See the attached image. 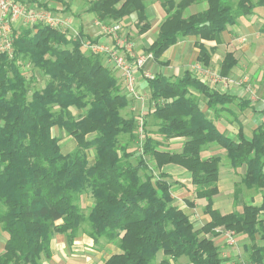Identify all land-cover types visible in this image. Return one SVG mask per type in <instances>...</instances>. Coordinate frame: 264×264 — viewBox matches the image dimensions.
Returning a JSON list of instances; mask_svg holds the SVG:
<instances>
[{
    "label": "trees",
    "instance_id": "obj_1",
    "mask_svg": "<svg viewBox=\"0 0 264 264\" xmlns=\"http://www.w3.org/2000/svg\"><path fill=\"white\" fill-rule=\"evenodd\" d=\"M194 1L163 0L168 15L148 49L154 59L186 36L216 38L254 7L251 0H204L205 10L184 16ZM145 2L96 0L89 10L104 23L135 13L144 22L139 31H144ZM81 40L79 35L72 39L35 24L14 31L12 58L0 53V229L7 235L0 264H41L42 256H50L54 234H65L70 243L85 222L94 242L104 238L117 244L118 252L102 264H180V258L189 264H223L218 246L205 236L217 226L251 239L258 234L261 243L250 247V260L263 263L264 200L260 206L245 204L241 212L220 214L212 208L218 158L200 157L202 146L218 144L226 149L233 168L247 165L246 187L264 188L262 124L251 140L240 137L236 142L199 109L192 90L207 97L209 106L227 102L228 95L211 91L191 71L175 77L157 73L146 79L149 114L158 121L157 133L186 140L180 152H169L160 150V141L145 131L136 155L137 149L130 150L129 145L136 138L137 123L121 113L128 99L101 55L83 51ZM200 49L197 59L207 65L209 56ZM22 62L45 78L44 85L31 93L32 80L21 71ZM234 63L226 54L222 73ZM71 107L80 113L73 116ZM54 127L73 137L76 146L71 152L61 151ZM146 157L156 170L175 163L190 172L195 197L205 199L207 223L194 226L173 203L168 176L154 173ZM84 192L93 200L86 215L79 205Z\"/></svg>",
    "mask_w": 264,
    "mask_h": 264
},
{
    "label": "crops",
    "instance_id": "obj_2",
    "mask_svg": "<svg viewBox=\"0 0 264 264\" xmlns=\"http://www.w3.org/2000/svg\"><path fill=\"white\" fill-rule=\"evenodd\" d=\"M18 1L29 6H43L54 14L60 15L62 19L66 20L68 32L72 35V39L79 35L82 39L92 42L113 44L115 40H118V36L121 37V35L130 33V28H133L135 33L138 34L139 39L133 41L132 44L133 56L145 57V60L136 74L135 90L133 92L127 90L125 84L122 83L119 72L107 60L106 56L100 54L103 64L111 70L120 85L121 91L128 99L129 106L121 113L127 117L133 116L136 112L137 117L142 119L140 128H137L138 132H135L136 139L141 134V137L137 140L139 148H136V140L129 145L130 150L137 149L136 155L141 152L145 131L151 137L160 141V150L169 152H180L186 140L185 137L165 139L157 133L158 121L149 114L151 103L146 83L147 78H152L157 73L175 77L181 76L186 71L192 72V68L196 64L201 65L204 69L207 68L210 71L209 74H201L197 77L211 91L228 95L230 100L223 104L209 106L207 97L192 90L197 105L221 133L236 142L239 141L240 137L251 140L253 132L262 124L260 121L259 100L264 101V0H251L254 3L251 13L239 17L236 23L227 26L216 38L204 39L194 35L186 36L169 46L158 59H154L148 49L157 37L161 23L168 15L163 0H146L142 13L148 26L144 31H139L144 22L140 21L135 13L125 15L119 20L101 22L96 14L89 10L90 3L96 0ZM172 1L178 2L180 0ZM206 8V1L195 0L185 8L184 16L201 12ZM114 24H118L120 29L116 32L108 31L107 29ZM200 48H203L209 56L207 65L202 64L197 59ZM83 51L89 50L83 48ZM144 53L146 54L141 55ZM226 54H231L235 63L226 74H223L222 62ZM138 94L143 95L144 102H147L140 109L141 112H138L137 108L133 106L137 105ZM71 109L72 107L70 111L73 116L80 113L79 111L78 114H74ZM262 126L264 127L263 124ZM66 136L67 140L63 144L59 139L63 153L71 152L76 146L73 137L67 134ZM200 157L202 159L218 158L219 177L217 180V193L212 198L213 209L220 214H227L234 211L241 212L245 204L255 206L262 204L264 188H249L243 183L247 171L245 163L237 168L231 166L229 159L225 163V158H228L226 149L214 143L202 146ZM146 158L153 171L164 172L168 176L167 180L170 183L173 203L188 215L191 222L199 224L197 228L207 223L210 217L203 210L206 202L203 198L195 197V186L192 184L190 172L175 163H167L156 170L154 161L149 157ZM88 160L90 164L93 162L89 155ZM83 227L88 229V225ZM225 230L227 229L223 226H217L214 228V232L205 233V236L218 246L219 256L223 258V264H235L241 260L254 264H264V262L257 263L250 260V247L252 244L261 243L258 234L255 235L254 239H251L245 233L230 230L234 234L235 242L233 245H229L222 233ZM0 235L2 237L0 252H2L7 235L3 231L0 232ZM97 242L89 237L87 230L79 233L70 243L67 242L65 234L56 233L50 240V256L49 258L42 256L41 264H94L93 258L98 257L97 250H100L95 248ZM116 252L110 253L99 264H102L104 260Z\"/></svg>",
    "mask_w": 264,
    "mask_h": 264
},
{
    "label": "built area",
    "instance_id": "obj_3",
    "mask_svg": "<svg viewBox=\"0 0 264 264\" xmlns=\"http://www.w3.org/2000/svg\"><path fill=\"white\" fill-rule=\"evenodd\" d=\"M35 24L47 25L59 30L67 37L72 35L68 32L67 22L61 16L40 6H29L18 0H0V53H5L9 58L13 56V33L20 27H32ZM120 29L118 24L112 25L108 31L116 32ZM78 37V36H77ZM73 38V37H72ZM82 47L95 54H105L107 60L119 71L125 87L130 92L135 89V78L139 69L143 66L145 57H134L129 44L124 45L120 39L113 44L92 42L87 39L81 40ZM129 56L132 58L129 59ZM195 76L209 74L210 71L199 64L192 68ZM260 121L264 125V104L260 115ZM229 245L234 244L233 232H222ZM231 264V263H228ZM243 264H254L246 262Z\"/></svg>",
    "mask_w": 264,
    "mask_h": 264
},
{
    "label": "rangeland",
    "instance_id": "obj_4",
    "mask_svg": "<svg viewBox=\"0 0 264 264\" xmlns=\"http://www.w3.org/2000/svg\"><path fill=\"white\" fill-rule=\"evenodd\" d=\"M43 7V6H41ZM45 8V7H43ZM47 9V8H45ZM48 10V9H47ZM50 11V10H49ZM52 12V11H51ZM53 13V12H52ZM56 16H58V14H56ZM60 16V15H59ZM19 30V29H18ZM68 30V28L66 29ZM130 30V33H127V34H124V35H121L118 36V39H120L122 41V44L124 45H127L129 44L131 46V52L133 54V50H132V44H133V41H136V39H139L138 37V34L135 33V31L133 30V28L129 29ZM16 31V30H15ZM134 33V34H133ZM115 42V41H114ZM85 52H89V51H85ZM146 53L144 54H141V55H145ZM105 56V54H103ZM129 59H131L132 57L129 56ZM20 69L21 71L25 74L26 78H31L32 82L30 83V93L33 91V90H36V89H39L41 88L43 85H44V81H45V78L43 77L42 73H40L38 70L36 69H33L31 67V65L27 62H22L21 66H20ZM117 70V69H116ZM118 71V70H117ZM119 72V71H118ZM121 80H122V83L123 82V79L122 77L120 76ZM135 82H136V79H135ZM135 90V89H134ZM130 92V91H129ZM29 93V94H30ZM139 95V98L137 99V105H133L135 108H137V111L138 112H141L140 109L143 108L145 105H146V101L144 102V97L143 95ZM262 99V98H261ZM144 103V104H143ZM259 103H260V112H262V108H263V104H264V101L263 100H259ZM129 105H127L126 107H128ZM125 109V108H124ZM124 109L122 111H124ZM72 112L74 114H78L79 113V110L76 109V108H73L72 107ZM121 111V112H122ZM124 116V114H122ZM132 116V115H131ZM126 117V116H124ZM129 116H127L126 118H128ZM133 117L135 118V121H136V129H135V132H138L137 128L139 127L140 128V124H141V121L142 119L140 117H137V113L134 112V115ZM142 130V129H141ZM52 133L56 136H58V138L61 140V144L65 143V141L67 140V136H66V133L63 129H58L57 127H54L53 130H52ZM141 137V134L139 135V137H137V139L135 138V140H139V138ZM134 140V141H135ZM133 143V142H132ZM136 148H139V144H138V141L136 143ZM135 147V146H133ZM132 147V148H133ZM88 155H89V158L90 159H93V156H94V151L93 149H90L88 150ZM228 158H225V163L228 162L227 160ZM151 165V164H150ZM154 173H157V172H154ZM91 202H93V200H91V195L89 192H84L81 194L80 196V199H79V205L81 206V209L84 213V215H86L88 212H89V209H90V205L92 204ZM193 223V222H192ZM88 225L86 222L83 223L80 227V230L78 232L79 233H82V231L84 230H87V227H83V226H86ZM194 226L197 228L199 226L198 223L194 222L193 223ZM1 232V231H0ZM1 243H2V237L0 235V246H1ZM95 248L96 249H100V250H97L98 252V257L96 258H93V261H94V264H99L103 259H105L110 253L112 252H116L118 251V248H117V244L116 242H108L106 241L104 238H100L99 241L97 243H95ZM247 252V251H246ZM161 254L159 253L157 255V261H159L161 259ZM180 264H189L187 263V260L184 259V258H180L179 261H178ZM248 261H244V260H241V261H237L235 264H243V263H246ZM227 264V263H226Z\"/></svg>",
    "mask_w": 264,
    "mask_h": 264
}]
</instances>
